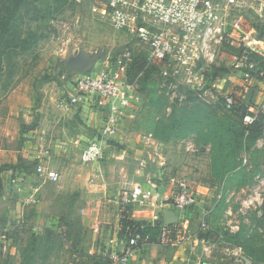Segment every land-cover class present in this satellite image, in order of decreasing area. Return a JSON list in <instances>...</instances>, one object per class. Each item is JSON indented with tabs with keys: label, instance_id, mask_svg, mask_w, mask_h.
Wrapping results in <instances>:
<instances>
[{
	"label": "rangeland",
	"instance_id": "374dc122",
	"mask_svg": "<svg viewBox=\"0 0 264 264\" xmlns=\"http://www.w3.org/2000/svg\"><path fill=\"white\" fill-rule=\"evenodd\" d=\"M10 16L0 44V264H111L103 252L126 220L146 225L153 213L140 204L125 218L124 190L154 185L170 203L182 182L198 207L178 215L171 241H151L132 264H264V128L238 149L239 122L225 105L232 96L258 108L264 77L236 61L238 44L223 45L200 90L167 91L156 69L138 72L139 110L120 123V139L107 141L104 160L84 165L81 151L102 120L87 102L68 104L80 73L63 61L98 49L112 58L131 36L92 15L87 0H0V33ZM241 25L245 48L264 57V8L243 13ZM134 50L147 56L138 43ZM202 105V126L177 136L179 117L202 115ZM39 166L58 180L39 176Z\"/></svg>",
	"mask_w": 264,
	"mask_h": 264
},
{
	"label": "built area",
	"instance_id": "2783aa9c",
	"mask_svg": "<svg viewBox=\"0 0 264 264\" xmlns=\"http://www.w3.org/2000/svg\"><path fill=\"white\" fill-rule=\"evenodd\" d=\"M89 10L95 17L110 22L116 31H123L131 40L114 57L97 63L94 70L81 74L71 88H67L68 104L80 105L91 100L95 107L109 110L97 138L86 145L81 154L84 165L98 164L104 160L105 140L119 135V126L129 112L138 111L143 98L140 94L139 77L132 79L137 43L147 48L146 69L157 70L158 76L168 89L176 92L179 86L188 85L199 89L204 84V74L215 64L218 53L225 44H238L244 54L258 52L245 48L249 38L242 29V14L255 7L264 8V0H87ZM83 0H75L77 5ZM137 42V43H136ZM135 45L133 46V44ZM139 47V46H138ZM237 47V46H235ZM243 47V48H242ZM238 61V57H234ZM250 74L264 77L255 62L245 65ZM185 83V84H184ZM225 105L231 109L234 100L226 98ZM243 124L251 127L264 117V96L258 108L249 107ZM264 128V125H263ZM264 131V130H263ZM39 176L49 181H57L59 175L43 166L37 168ZM93 181V180H92ZM169 201L161 198L159 192L144 190L142 185L124 190V209L135 210L138 205L147 204L153 209L143 210L149 216L152 226L161 227V239L167 236V226L163 224V209L176 213L198 207V202L186 182L179 185ZM156 209L159 212H156ZM203 227H206L203 224ZM126 237L110 240L103 256L111 264H131L143 246L150 243L151 237L141 230L132 232L128 227Z\"/></svg>",
	"mask_w": 264,
	"mask_h": 264
},
{
	"label": "trees",
	"instance_id": "16d2710c",
	"mask_svg": "<svg viewBox=\"0 0 264 264\" xmlns=\"http://www.w3.org/2000/svg\"><path fill=\"white\" fill-rule=\"evenodd\" d=\"M69 1H73V0H67ZM13 16H10L9 19H7L5 25H3V30L0 33V44H3L5 38H4V34L7 32V26L8 23L12 20ZM241 50V51H240ZM239 50V54H238V61H242L244 63V65L250 63V62H255L260 71H264V57L257 55L255 53L252 54H244V49H240ZM147 66V58L146 56L143 55H138L135 59V63L133 66V71H132V79H134L137 75V73L139 72L142 73V76H144L145 74H151L153 75V71H149L148 69H146ZM138 74V75H139ZM255 75V74H254ZM141 76V77H142ZM154 76V75H153ZM258 76V75H256ZM160 78V77H159ZM161 79V78H160ZM163 87L167 89V91H169L168 86L170 84V82L165 83L163 81V79H161ZM140 94L142 96L141 93V85H140ZM232 97V96H231ZM143 98V97H142ZM233 98V97H232ZM234 100V105L233 107L230 109V113L232 115V117H235L237 119V121L239 122L238 126H239V130L240 133H238L236 131V135H238V137H241V140L238 141L237 143V148L238 149H249V146H245L244 142L246 143V140L250 141H255L257 139V137L260 134V131L263 130V125H264V117H261L257 122H255L251 127H247L243 124V118L249 113V104H245L243 101L236 102L235 98H233ZM206 108L208 109L209 107L207 106H200L198 109H200L202 111V115H198L196 110H190V115L187 116L188 112H185L183 116L179 117L178 120V128H183V131L178 132L177 136H180L183 133H193L194 131H197L199 126H202L201 120L204 119V113L207 112ZM197 109V110H198ZM212 120H215L214 116H211ZM209 125H211V121L209 120V118L207 119ZM258 131V132H256ZM131 214V208H127L124 209L123 211V216L125 218H127L128 214ZM262 213L264 216V207L262 208ZM129 218V216H128ZM130 228V230L132 232H136L137 230H141V232H143V234L149 235L151 237V241H156V239H161V227H159L158 225L156 226H152V224L147 223L146 225H142L141 223L137 222V221H129L126 220V224L124 227V230L122 233L119 234V238H123L126 237V229ZM167 236L165 237L166 240L167 239H171V233L175 232V226L170 225L167 226ZM164 238V239H165ZM171 241V240H170ZM263 262H264V257L262 258Z\"/></svg>",
	"mask_w": 264,
	"mask_h": 264
},
{
	"label": "water",
	"instance_id": "95a60500",
	"mask_svg": "<svg viewBox=\"0 0 264 264\" xmlns=\"http://www.w3.org/2000/svg\"><path fill=\"white\" fill-rule=\"evenodd\" d=\"M100 59H108V52L106 49H98L92 53L87 51H77L73 56L64 60L63 63L73 71L81 74H87L94 70ZM163 215L167 226L172 225L178 221V216L170 210H164Z\"/></svg>",
	"mask_w": 264,
	"mask_h": 264
},
{
	"label": "crops",
	"instance_id": "0c3cea01",
	"mask_svg": "<svg viewBox=\"0 0 264 264\" xmlns=\"http://www.w3.org/2000/svg\"><path fill=\"white\" fill-rule=\"evenodd\" d=\"M261 56V55H260ZM83 102H87V103H89V108L93 111V113H95V114H97V115H99V117L101 118V125H100V128L103 126V124H104V122H105V120H106V117L108 116V113H109V110L108 109H106V110H103V109H100V108H98V107H95V105H94V102L93 101H91V100H87V101H83ZM88 105V104H87ZM80 106H82L81 104H80ZM82 112H83V114L85 113V116H90L91 118H90V123L91 124H97V122H98V118H93L92 116V113H91V111L88 109V108H86V109H84V111L82 110ZM99 128V129H100ZM99 131V130H98ZM120 135V134H119ZM119 135L117 136V137H115V138H113V139H110V140H105V146H106V149H107V141H111V140H115V139H120L119 138ZM97 138V135H96V137H95V139ZM78 141H81V136L80 137H78V139H77V141L76 142H78ZM86 147V145L83 147V149ZM83 149H82V151H83ZM82 151H81V154H82ZM91 165V164H90ZM51 171H54V170H51ZM95 178V177H94ZM92 179V180H95V179ZM143 187V189L144 190H154V191H156V188H155V186L154 185H149V184H147V186H142ZM160 193V192H159ZM160 195H161V193H160ZM169 195V194H168ZM144 209L142 208L141 209V211H143ZM164 210H166V209H163L162 211H164ZM167 210H169V209H167ZM156 212H159L158 210L156 211ZM144 214V213H143ZM176 215L178 216H180V213H176ZM164 216V215H163ZM179 216H178V218H179ZM142 219H144V218H141V220ZM146 219V218H145ZM150 220V219H149ZM163 224H165L166 225V222H165V218H164V221L162 222ZM167 226V225H166ZM116 237L115 238H117L118 236H119V234H117V235H115ZM107 250V249H106ZM142 250V249H141ZM140 250V251H141ZM106 252V251H105ZM104 253V252H103ZM135 260V259H134ZM133 260V261H134ZM133 263V262H132ZM131 263V264H132Z\"/></svg>",
	"mask_w": 264,
	"mask_h": 264
}]
</instances>
